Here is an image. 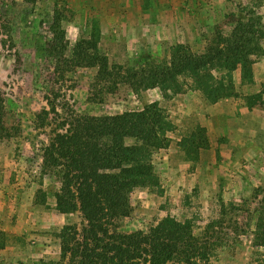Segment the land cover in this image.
Instances as JSON below:
<instances>
[{"label": "rangeland", "instance_id": "374dc122", "mask_svg": "<svg viewBox=\"0 0 264 264\" xmlns=\"http://www.w3.org/2000/svg\"><path fill=\"white\" fill-rule=\"evenodd\" d=\"M244 17L264 21V0H0V95L12 134L0 138V264L59 262L61 229L83 226L80 213L55 209L60 184L41 167L51 129L37 128V116L55 105L66 116H115L155 102L175 126L170 146L153 157L164 193L135 190L119 231L146 232L168 216L191 220L211 264L264 263L255 242L264 218V106L251 99L264 93L262 56L253 57V85L240 71H212L213 89L226 94L218 101L190 78L169 97L146 87L174 46L205 54ZM93 35L123 68L110 85L95 83L97 69L70 63L76 43Z\"/></svg>", "mask_w": 264, "mask_h": 264}, {"label": "trees", "instance_id": "16d2710c", "mask_svg": "<svg viewBox=\"0 0 264 264\" xmlns=\"http://www.w3.org/2000/svg\"><path fill=\"white\" fill-rule=\"evenodd\" d=\"M256 19H239L230 36L218 35L205 54H195L185 45L174 46L170 62L150 72L146 87L160 88L169 97V93L183 92L181 77L190 78L196 88L216 101L226 94L220 86L215 87L219 94L213 89L215 69L240 71L243 84H255L253 57L264 51V21L262 17ZM70 63L97 69L98 85L112 84L123 69L102 53L96 35L76 43ZM251 99L264 106V93ZM4 117L0 95L1 139L12 136ZM48 127L51 130L42 147L41 167L60 184L54 194L55 209L62 215L80 213L84 221L81 228L67 224L61 229V260L51 264H211L209 251L195 236L191 220L181 222L168 216L146 232L130 234L117 228V222L132 213L135 190L164 193L153 157L170 146L169 132L175 126L159 103L141 111L103 117L66 116L55 105L37 116V128ZM189 141L184 140L183 145ZM40 194L45 203V192ZM255 242L264 249V218L257 224Z\"/></svg>", "mask_w": 264, "mask_h": 264}, {"label": "crops", "instance_id": "0c3cea01", "mask_svg": "<svg viewBox=\"0 0 264 264\" xmlns=\"http://www.w3.org/2000/svg\"><path fill=\"white\" fill-rule=\"evenodd\" d=\"M262 46L264 47V44H262ZM262 57H261V67L264 69V54L263 55H261ZM262 58H263V60H262ZM254 67H255V64H254ZM254 71H255V68H254ZM255 81H256V83L258 82V80H257V77H256V72H255Z\"/></svg>", "mask_w": 264, "mask_h": 264}]
</instances>
